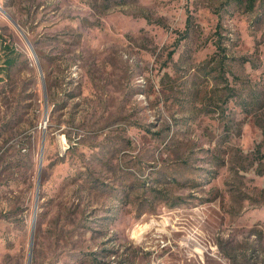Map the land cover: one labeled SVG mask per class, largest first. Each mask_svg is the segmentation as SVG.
<instances>
[{
  "label": "rangeland",
  "instance_id": "1",
  "mask_svg": "<svg viewBox=\"0 0 264 264\" xmlns=\"http://www.w3.org/2000/svg\"><path fill=\"white\" fill-rule=\"evenodd\" d=\"M0 264H264V0H0Z\"/></svg>",
  "mask_w": 264,
  "mask_h": 264
},
{
  "label": "trees",
  "instance_id": "2",
  "mask_svg": "<svg viewBox=\"0 0 264 264\" xmlns=\"http://www.w3.org/2000/svg\"><path fill=\"white\" fill-rule=\"evenodd\" d=\"M238 2H249V4L253 5L255 4L256 0H237ZM14 59L8 58L5 63L9 64L10 66L14 64Z\"/></svg>",
  "mask_w": 264,
  "mask_h": 264
}]
</instances>
